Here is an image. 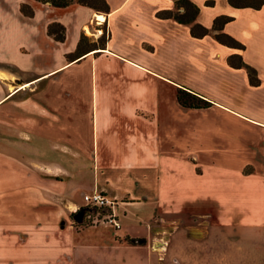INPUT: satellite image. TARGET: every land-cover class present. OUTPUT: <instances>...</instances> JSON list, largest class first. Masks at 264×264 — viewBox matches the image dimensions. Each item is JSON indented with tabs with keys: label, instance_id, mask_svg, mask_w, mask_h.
Here are the masks:
<instances>
[{
	"label": "crops",
	"instance_id": "0c3cea01",
	"mask_svg": "<svg viewBox=\"0 0 264 264\" xmlns=\"http://www.w3.org/2000/svg\"><path fill=\"white\" fill-rule=\"evenodd\" d=\"M188 1L205 29L230 18L222 33L243 50L157 17L174 0H104L106 13L0 0V264H71L74 252L94 249L71 240V230L90 228L69 223L82 190L117 201L120 227L103 244L108 251L111 241L148 245L163 262L175 243L181 263L193 247L224 246L209 244L212 225L264 237V4ZM52 24L63 30L61 42L46 34ZM101 37L103 47H88ZM232 55L255 71L257 86L226 63ZM177 90L209 105L184 108ZM246 166L254 171L244 174ZM22 209L30 218L19 225Z\"/></svg>",
	"mask_w": 264,
	"mask_h": 264
},
{
	"label": "rangeland",
	"instance_id": "374dc122",
	"mask_svg": "<svg viewBox=\"0 0 264 264\" xmlns=\"http://www.w3.org/2000/svg\"><path fill=\"white\" fill-rule=\"evenodd\" d=\"M191 3V2H190ZM181 9V8H179ZM66 75V72H65ZM58 77V76H57ZM44 80V79H41ZM53 80V79H52ZM51 80V81H52ZM40 81V80H39ZM49 80L41 81L39 86L49 85L47 82ZM51 83V82H49ZM40 87V88H41ZM56 87V86H55ZM59 87V86H57ZM50 88L49 91H59V88ZM24 93V92H23ZM27 148L26 145H22ZM48 157L53 156L51 159L59 158V155L46 153ZM73 162L77 160L72 159ZM80 161V160H78ZM89 162H85L84 164H88ZM90 164V163H89ZM7 166V165H6ZM8 167V166H7ZM91 168V165L88 166V169ZM11 170V169H10ZM8 171V168L6 169ZM254 171L252 166H246L243 169V173H251ZM56 179H60V176H56ZM84 179V180H83ZM91 179V172L86 170L84 171V176L80 182L82 187L85 189L87 186V181ZM82 188V189H83ZM22 201L21 206L25 205L26 200L23 199V193L25 189L22 187ZM83 190L75 196V200L82 204V194ZM249 202V201H246ZM251 203V208L258 207L257 198ZM207 211V209H206ZM29 211L21 210L20 218H19V225H23L24 219L30 218L28 215ZM71 215L69 217V223L71 226H74L78 229L87 228L89 226L83 224H77L75 220L72 218ZM42 223V222H41ZM72 231V244L73 246H80L85 243H91L92 245L96 246L94 249H84L81 250L80 253L74 252V258L71 264H247V259L249 260V264H264V237H263V230H256V229H249L245 227L244 229L238 228L235 230L233 227H219L214 226L209 229V237L208 240L210 243H223L224 246L221 249H208L205 250L202 246L193 247L191 250H187L186 254L188 253V257L190 261L182 260L181 263H177L176 257L180 253V249H177L175 243H170L169 247L167 248L166 258L162 262L161 259H158V255L149 248L148 245H144L145 243L142 240H126L127 244L131 245H144L143 247L139 246H116L113 241L112 242V250L108 251L102 248L103 244L108 245L110 242V237L112 235V227L105 224H98L97 226H93L88 228L86 231ZM95 239V243L93 240ZM101 243H98V241ZM106 242V243H105ZM226 243L237 244L236 247H231V245ZM90 245V246H92ZM89 246V245H88ZM238 246V247H237ZM98 247V248H97ZM21 248L17 249L20 251ZM8 251H13L11 248L7 249ZM13 253V252H12ZM242 259V260H241ZM238 261V263H236Z\"/></svg>",
	"mask_w": 264,
	"mask_h": 264
},
{
	"label": "trees",
	"instance_id": "16d2710c",
	"mask_svg": "<svg viewBox=\"0 0 264 264\" xmlns=\"http://www.w3.org/2000/svg\"><path fill=\"white\" fill-rule=\"evenodd\" d=\"M41 4H48L53 8H65L69 5L76 4L90 8L94 12L106 13V5L104 0H34ZM228 4L233 8H251L258 9L264 0H227ZM206 6H211L212 2H205ZM181 8L182 12L179 13L178 9ZM20 12L24 16L30 17L32 15L31 10L24 5L20 6ZM198 8L190 3L188 0H174L173 11H162L157 13L159 18H170L179 24L187 25L189 27V35L192 38L200 39L208 34L212 33V36L219 44L233 49L243 50V47L234 41L229 36L222 33V27L224 24L230 21V18L219 16L212 22L210 29H205L199 24L195 23V16L197 15ZM62 28L56 24L49 25L46 29V34L51 36L55 41L61 42L63 40ZM83 40L80 39V45ZM104 37L97 40V43L88 45L89 48L99 49L103 47ZM97 47V48H96ZM79 49V43L77 50ZM226 63L233 68H241L245 71L249 85L257 86L259 83L255 71L249 66L245 65L238 55H232L227 58ZM176 101L180 106L184 108H206L209 104L201 101L197 97L183 91L177 90L175 94Z\"/></svg>",
	"mask_w": 264,
	"mask_h": 264
},
{
	"label": "built area",
	"instance_id": "2783aa9c",
	"mask_svg": "<svg viewBox=\"0 0 264 264\" xmlns=\"http://www.w3.org/2000/svg\"><path fill=\"white\" fill-rule=\"evenodd\" d=\"M82 203V206L75 207L69 212L72 216L80 213L77 224L89 227L105 224L112 227L114 231L119 229L120 225L114 211L117 201L114 198L108 197L101 191L93 190L83 194Z\"/></svg>",
	"mask_w": 264,
	"mask_h": 264
},
{
	"label": "water",
	"instance_id": "95a60500",
	"mask_svg": "<svg viewBox=\"0 0 264 264\" xmlns=\"http://www.w3.org/2000/svg\"><path fill=\"white\" fill-rule=\"evenodd\" d=\"M78 217H80V213L74 215L72 218H73V220L78 222L79 221Z\"/></svg>",
	"mask_w": 264,
	"mask_h": 264
}]
</instances>
